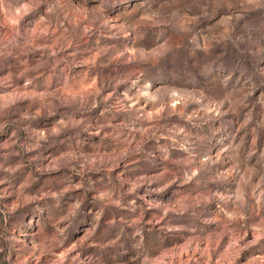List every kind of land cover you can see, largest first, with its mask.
I'll use <instances>...</instances> for the list:
<instances>
[{"label":"clouds","instance_id":"obj_1","mask_svg":"<svg viewBox=\"0 0 264 264\" xmlns=\"http://www.w3.org/2000/svg\"><path fill=\"white\" fill-rule=\"evenodd\" d=\"M0 264H264V0H0Z\"/></svg>","mask_w":264,"mask_h":264}]
</instances>
